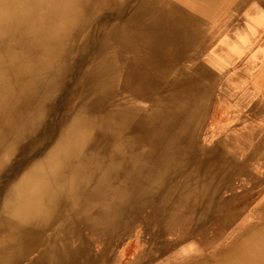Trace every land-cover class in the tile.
Segmentation results:
<instances>
[{"label":"bare ground","instance_id":"1","mask_svg":"<svg viewBox=\"0 0 264 264\" xmlns=\"http://www.w3.org/2000/svg\"><path fill=\"white\" fill-rule=\"evenodd\" d=\"M245 16L254 17L264 46V0H0V40L15 43L0 53V264H71L82 231H110L118 217H142L147 204L144 223L161 233L182 218L176 207L185 198L165 184L179 170L184 185L190 175L200 183L189 233L212 227H196L206 218L223 230L202 257L169 262L174 253L159 264H264V202L246 216L220 220L233 195L211 203L231 177L244 187L258 184L264 122H242L204 151L197 146L198 117L216 80L197 61L211 41L209 23L215 19L216 32L228 36L215 52L229 59L240 54L233 41ZM255 39L235 58L245 64L228 77L250 82L253 72L254 87L230 91L233 103L251 112L264 102V54H256ZM95 45L57 129L47 133L44 122L67 71ZM246 52L254 59H245ZM99 148L102 158L91 167ZM19 153L14 175L3 179Z\"/></svg>","mask_w":264,"mask_h":264},{"label":"rangeland","instance_id":"2","mask_svg":"<svg viewBox=\"0 0 264 264\" xmlns=\"http://www.w3.org/2000/svg\"><path fill=\"white\" fill-rule=\"evenodd\" d=\"M253 18L254 17L252 16H245L244 25L242 27V30L239 32L240 34L238 33L239 34L238 37H236V39L233 41L235 44L240 46L241 48L240 54L233 55V58L231 57L229 59H221L222 57L218 56L215 52L218 45H220V40L226 42L229 39L228 36L226 35L221 36L220 34L216 32V29L213 28L215 27V24H216L215 19H213L209 23V25L212 28L209 31V34L213 33L211 34L212 36L210 35L209 37V41L210 40L211 41L206 45L205 50L203 51L204 54L201 53L200 54L201 56H199L200 59H197V61L198 63L206 65V67H208V69L211 72H213V74L216 76V80H215V89H213V94L210 97V101L205 106L204 111L198 117L199 124H201V126L199 127V134H198L199 142L197 143V146L200 151H204L206 147L218 141L221 132L228 130L234 126H237L242 122L252 120L251 125H256V126H257L258 121L264 122V102L262 105L258 106L255 112L254 111L251 112L247 110L244 106L237 107L236 106L237 104L233 103L234 97L231 96L230 94L231 90L241 91L243 88H238V87H241L242 85H246L247 86L246 88H249V89L254 87L255 86L254 81H253L254 77H252L253 72L250 71L249 77H251V79L253 78L252 80H250V82L239 80V77H236L235 79H230V80L228 79V77L232 76L233 70L235 69V67L238 68L239 66H241L242 64H245L246 62V61H241V59H235V58H237L239 55H242L243 52L247 51L249 47L254 45L253 43H254L255 37L257 39L259 38V35L258 34L256 35L255 33L256 31L254 30V27L252 24L254 22L252 21ZM242 39L244 42L241 45L240 41H242ZM250 40L252 42H250ZM260 40L261 39L257 40V43L259 44L254 50H256V54L263 55L264 46L262 42H260ZM14 44H15L14 39L8 38V36L2 37L0 40V53L10 51L11 48L14 46ZM226 46L227 45L225 44V47ZM96 49L97 48L95 45L93 48L91 47L89 49L88 53H86L85 56H80L78 61H81V62L78 63L79 64V66H77L78 69L76 68V69H71L67 71L66 73L67 79L64 81V86L61 89V96L58 102L56 103L55 108L52 111V114H49V116H47L44 122L47 133L50 130L55 131L57 129L56 118L57 116L59 118L61 113H64L65 100L68 94L71 92V90L75 88L77 78L80 77V74L82 73L85 64L89 61V59H92L93 55L96 52ZM207 54H209L210 56L208 55L209 56L208 57ZM244 55L245 56L243 57H246L245 59H249L250 56H252L250 59H254V55H251V53L249 52L244 53ZM178 65L181 66V64H178ZM216 67H218V69ZM224 77L225 79H228L226 80L227 86H228L227 90H224L222 86L223 83H225L223 81ZM253 114H255V116ZM75 148H78V146H75L73 148V151H78ZM86 148L87 147H84L83 149L79 150V152H84ZM100 150H101L100 148L95 150L96 153L93 155L91 167H94L95 163L102 158L98 153ZM88 153H90V151ZM19 154L20 155L14 156L16 157L13 160L14 165L9 168V170L11 169L9 172H5L7 174L3 176V179L6 177V175L7 177L10 175L12 177L14 175L13 174L14 170H16L17 167L20 165L18 160L22 157L23 153H19ZM200 155L201 154L197 155V157L191 156V160L193 161V163H197L201 159ZM181 172L182 171L179 170L175 173H172V176L165 183L166 185H168L169 183H172L173 190L175 192L174 193L175 197H176V194L179 193L183 197V199L185 198V201L182 204H180L179 207H176L178 209L181 208V210H177L180 213L179 216H182L180 221L178 222L175 221L174 223L167 224V227L165 225L166 228L164 227L161 233H156L155 229L147 228L144 223V219H150L147 216L150 212V205L147 204L144 208H142V211H143L142 217H138V218L118 217L114 222L115 226L110 231L108 230V228L106 229L102 228L100 233L82 231L79 234V241H78L79 245L77 247L78 249L77 248L75 249L74 251L75 253L72 256L74 258L70 256L71 264L73 263L74 264H98L99 260H102L103 264H159L160 263L159 260L161 259V257H164L168 254H174V253H176L175 256L169 259V262L172 261L173 259H184L185 260V257L194 258V259L197 257H202L207 251L206 249L207 246L210 245L212 242H217L219 234L221 233L223 229L213 226V222L209 223L208 218H206V221L204 223H201L200 225H196V227H205L206 225H210V226L212 225V227H207V229L204 230V232L203 231L201 232L200 230H198L192 233V235L189 233L191 232L190 228H192L194 225L192 214L195 211V208L197 206V200L199 198V196H197L198 194L197 189L199 188L200 183L195 181L194 177L190 175L187 178L190 179L192 183L190 185H184L183 184L184 180L181 177ZM259 174L260 176H259V179L257 180L258 184L253 185V187L251 185H248L249 187L242 186V183L239 181L238 176H237L236 178H234V180H233V177H231L232 179L231 181H229V183L224 182L223 185H219L216 188L213 201L211 202L213 205L212 206L213 208L214 206H219L220 202L223 199L233 195V197L231 196L229 198L226 205L223 206L221 210L218 212L219 214L216 213L218 214L216 215V217L219 220L228 219L231 217L241 216V215L246 216L248 213H251L253 210L257 209L258 206L264 202V182H263L264 181V163L262 165V168ZM11 177H8V178L10 179ZM3 181L4 180L0 182L1 183L0 189H3L5 185ZM154 204H155V192L153 193V199H152V205L154 206ZM236 209L237 211L240 210L241 212L240 211L236 212ZM66 216H67L65 217L66 219H69V217H71V216H68V214ZM198 223L199 222L196 221V224ZM114 228L116 229L114 230ZM138 228H140L139 229L140 231L138 230ZM160 229L161 227L159 226L157 231H160ZM199 232L201 233L198 234ZM146 233H149V234H146ZM209 235H212V236H209ZM180 256H185V257L179 258Z\"/></svg>","mask_w":264,"mask_h":264},{"label":"crops","instance_id":"3","mask_svg":"<svg viewBox=\"0 0 264 264\" xmlns=\"http://www.w3.org/2000/svg\"><path fill=\"white\" fill-rule=\"evenodd\" d=\"M255 26V27H254ZM256 26H258V25H253V27H254V29L256 28ZM257 28H259V27H257ZM256 30V29H255Z\"/></svg>","mask_w":264,"mask_h":264}]
</instances>
